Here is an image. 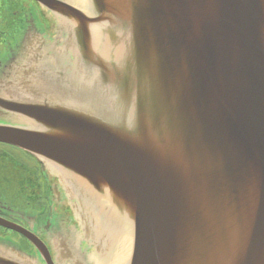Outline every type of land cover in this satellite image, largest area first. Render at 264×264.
I'll return each instance as SVG.
<instances>
[{
    "label": "water",
    "instance_id": "water-1",
    "mask_svg": "<svg viewBox=\"0 0 264 264\" xmlns=\"http://www.w3.org/2000/svg\"><path fill=\"white\" fill-rule=\"evenodd\" d=\"M36 1L66 37L4 83L0 144L61 182L79 263L264 264V0Z\"/></svg>",
    "mask_w": 264,
    "mask_h": 264
},
{
    "label": "flooded vegetation",
    "instance_id": "flooded-vegetation-1",
    "mask_svg": "<svg viewBox=\"0 0 264 264\" xmlns=\"http://www.w3.org/2000/svg\"><path fill=\"white\" fill-rule=\"evenodd\" d=\"M65 37L60 23L35 0H0V99L11 96L4 83L10 80L14 68L29 65L53 69ZM17 121L15 115L0 110V122ZM15 150L22 157L9 155L3 159L13 163V172L6 164L0 167V218L33 234L49 248L61 225L69 228L71 215L65 194L56 179L42 174L32 157ZM0 242L36 256L26 238L3 227Z\"/></svg>",
    "mask_w": 264,
    "mask_h": 264
},
{
    "label": "rangeland",
    "instance_id": "rangeland-1",
    "mask_svg": "<svg viewBox=\"0 0 264 264\" xmlns=\"http://www.w3.org/2000/svg\"><path fill=\"white\" fill-rule=\"evenodd\" d=\"M9 155L14 156V158H20V156L22 157V155L18 153L17 150L0 145V167H4L3 164H6V166L8 165L7 169L10 171V173H12L14 170L13 163L3 160L5 159V156Z\"/></svg>",
    "mask_w": 264,
    "mask_h": 264
}]
</instances>
